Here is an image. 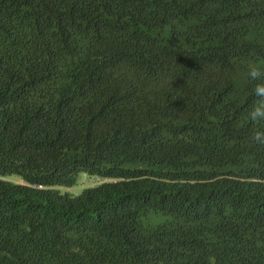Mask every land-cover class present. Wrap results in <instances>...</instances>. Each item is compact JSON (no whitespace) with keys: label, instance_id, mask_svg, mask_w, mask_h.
Masks as SVG:
<instances>
[{"label":"trees","instance_id":"obj_1","mask_svg":"<svg viewBox=\"0 0 264 264\" xmlns=\"http://www.w3.org/2000/svg\"><path fill=\"white\" fill-rule=\"evenodd\" d=\"M0 264H264V0H0Z\"/></svg>","mask_w":264,"mask_h":264},{"label":"rangeland","instance_id":"obj_2","mask_svg":"<svg viewBox=\"0 0 264 264\" xmlns=\"http://www.w3.org/2000/svg\"><path fill=\"white\" fill-rule=\"evenodd\" d=\"M11 178H12V177H11ZM78 192H79V189L76 188V189H75V193H78Z\"/></svg>","mask_w":264,"mask_h":264}]
</instances>
